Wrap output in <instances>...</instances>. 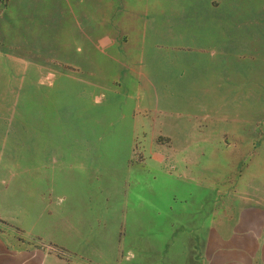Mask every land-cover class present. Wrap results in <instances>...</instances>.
Listing matches in <instances>:
<instances>
[{
    "label": "rangeland",
    "instance_id": "1",
    "mask_svg": "<svg viewBox=\"0 0 264 264\" xmlns=\"http://www.w3.org/2000/svg\"><path fill=\"white\" fill-rule=\"evenodd\" d=\"M251 205L264 0H0L9 246L48 264H201L208 219Z\"/></svg>",
    "mask_w": 264,
    "mask_h": 264
},
{
    "label": "crops",
    "instance_id": "2",
    "mask_svg": "<svg viewBox=\"0 0 264 264\" xmlns=\"http://www.w3.org/2000/svg\"><path fill=\"white\" fill-rule=\"evenodd\" d=\"M233 215L208 219L201 264H264V207L244 206ZM0 264L48 263L45 255L19 251L0 235Z\"/></svg>",
    "mask_w": 264,
    "mask_h": 264
}]
</instances>
